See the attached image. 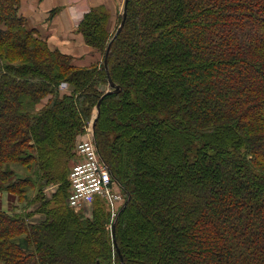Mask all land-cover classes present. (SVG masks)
<instances>
[{
  "label": "trees",
  "instance_id": "16d2710c",
  "mask_svg": "<svg viewBox=\"0 0 264 264\" xmlns=\"http://www.w3.org/2000/svg\"><path fill=\"white\" fill-rule=\"evenodd\" d=\"M20 6L0 0V264H264V0H129L116 38L88 8L78 32L112 42L108 71L51 49ZM100 101L114 216L68 205Z\"/></svg>",
  "mask_w": 264,
  "mask_h": 264
},
{
  "label": "crops",
  "instance_id": "0c3cea01",
  "mask_svg": "<svg viewBox=\"0 0 264 264\" xmlns=\"http://www.w3.org/2000/svg\"><path fill=\"white\" fill-rule=\"evenodd\" d=\"M101 1L111 9L109 0H21L20 8L29 28L46 38L51 47L72 53L86 46L78 32L79 20L88 8L101 5Z\"/></svg>",
  "mask_w": 264,
  "mask_h": 264
},
{
  "label": "built area",
  "instance_id": "2783aa9c",
  "mask_svg": "<svg viewBox=\"0 0 264 264\" xmlns=\"http://www.w3.org/2000/svg\"><path fill=\"white\" fill-rule=\"evenodd\" d=\"M78 153L80 161L75 164L69 175L71 190L68 205L75 209H84L95 199L102 197L113 207L115 215L117 209L124 204V198L122 194L114 192L115 183L94 142H82Z\"/></svg>",
  "mask_w": 264,
  "mask_h": 264
},
{
  "label": "rangeland",
  "instance_id": "374dc122",
  "mask_svg": "<svg viewBox=\"0 0 264 264\" xmlns=\"http://www.w3.org/2000/svg\"><path fill=\"white\" fill-rule=\"evenodd\" d=\"M109 1L112 2L111 9H109V4H104L102 1H101V3H102L101 5L93 6L92 8L95 9V8H99V7L104 6L105 8L108 9V11H107V9H105L109 13V16H110V18H109L110 19V22L108 21L109 22L108 23V28H109L110 33L113 34V35H115L116 32H117V30H118V28L121 25L120 19L122 17L123 11H124V3H125V0H109ZM20 14H21V8H20ZM86 46H84L83 49H81L80 47H77V50L74 51V52H72V53H67V52H63V51H61V52L64 53V54H66V55L73 56L74 57V64L77 65V66H79V67H89V68H93L94 66H100L101 63H104L105 55L106 54L104 55L103 53L97 51L96 49H92L89 46H87V47ZM50 48L51 49H58L57 47H50ZM175 61L177 62V60H175ZM195 62L196 61L193 58H190V59H187L186 58V60L184 62V66L185 67L186 66H189L191 64H194ZM100 91L103 92V93L106 92V94H107V92L112 91V89L110 88V86L109 87L108 86H105V87L100 86ZM113 109L114 108H112V109L109 108L108 110H106V112L107 113H111V111ZM95 114H96V112H95ZM95 114H94V116H95ZM55 127L54 128H55L56 134H59L58 131H61V126H59V124H57ZM86 130H87V134H86V136L84 138H82V140L80 142L82 143L84 141L92 140V142H94V144H95V135L93 134L92 124L89 127H87ZM79 143L77 144V147H76V153H77V157H78L77 163L80 161V157L78 156L79 155L78 151H79V145L81 143L80 144ZM95 147L97 149L96 144H95ZM77 163H75V164H77ZM74 166L75 165H73V167ZM220 167H222V166H220ZM226 169H227V167H226ZM221 173H224L225 174V171L223 170ZM50 188L53 189L54 186H51ZM113 190H114L115 193L122 194V192H121L122 189L117 184L114 185V189ZM0 202L2 204L3 210L8 212L9 211V208H11V204H10L8 195L5 194V193H0ZM105 202H107V201L105 200ZM93 204L94 203H92L89 207L84 208V209H91V208H93ZM144 204L146 205V200L145 199H144V202H143V206H144ZM107 205H108L107 206V209L114 216V213L115 212L113 210V207L109 204V202H107ZM81 209H83V208H81ZM81 209H79V210H81ZM125 220L126 221L122 223V227L127 226L128 230H129V217H127V219H125ZM132 222H134L133 219H132ZM131 227H132L131 228V231H132L133 226H131ZM132 234H133V232H132ZM137 237L139 239H143V237H139L138 235L137 236H133L132 238L135 240ZM144 250H146V251L148 250L149 252H151L149 250V247L148 246Z\"/></svg>",
  "mask_w": 264,
  "mask_h": 264
},
{
  "label": "water",
  "instance_id": "95a60500",
  "mask_svg": "<svg viewBox=\"0 0 264 264\" xmlns=\"http://www.w3.org/2000/svg\"><path fill=\"white\" fill-rule=\"evenodd\" d=\"M128 2H129V0H125V3H124V11H123V14H122L121 25L118 28V30H117L114 38H116L122 32L123 27L125 25V22H126V19H127V6H128ZM111 44H112V42L108 46V49H107V52H106V55H105V60H104V66H105L106 71H108V55H109V51H110V48H111ZM109 86L112 89V91L107 92V95L108 94H111V93L117 94V93H119L122 90L121 87L116 86L114 84V82L112 81V79L110 78V76H109ZM102 100H103V98L101 99V101ZM101 101L99 102V104L96 107L95 119H94V121L92 123V129H93V134L94 135H95L96 123H97V120H98L99 115H100V103H101ZM126 204L127 203L125 202L124 205H123V207L121 208V210L126 206ZM112 234H113V238H114L115 237V225H113ZM115 247L117 248V244L116 243H115Z\"/></svg>",
  "mask_w": 264,
  "mask_h": 264
}]
</instances>
